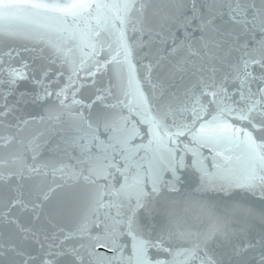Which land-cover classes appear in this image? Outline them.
Instances as JSON below:
<instances>
[{"label": "snow or ice", "instance_id": "obj_1", "mask_svg": "<svg viewBox=\"0 0 264 264\" xmlns=\"http://www.w3.org/2000/svg\"><path fill=\"white\" fill-rule=\"evenodd\" d=\"M0 264H264V0H0Z\"/></svg>", "mask_w": 264, "mask_h": 264}, {"label": "water", "instance_id": "obj_2", "mask_svg": "<svg viewBox=\"0 0 264 264\" xmlns=\"http://www.w3.org/2000/svg\"><path fill=\"white\" fill-rule=\"evenodd\" d=\"M187 183L191 186H194L196 184V178L194 177H190L189 180L187 181ZM189 190H191V188H189ZM209 197L213 196L214 194H207Z\"/></svg>", "mask_w": 264, "mask_h": 264}]
</instances>
